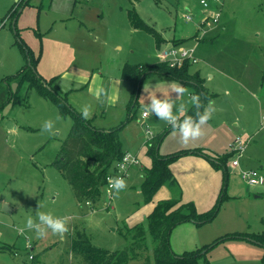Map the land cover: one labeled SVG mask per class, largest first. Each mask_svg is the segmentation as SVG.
I'll list each match as a JSON object with an SVG mask.
<instances>
[{
    "label": "rangeland",
    "instance_id": "obj_1",
    "mask_svg": "<svg viewBox=\"0 0 264 264\" xmlns=\"http://www.w3.org/2000/svg\"><path fill=\"white\" fill-rule=\"evenodd\" d=\"M219 1L221 16L218 25L213 26L200 21L213 13L215 4L209 1V7L204 9L199 0H30L32 5L17 9L24 10L19 18L25 15L24 20L33 23L30 27L36 28L37 24L36 30L46 31L40 33L42 40L45 35L66 34L68 44L75 46L76 58L82 61L77 60L78 63L94 71L113 73L119 63H157L160 49L175 42L194 49L197 62L190 65L189 72L197 73L215 108L203 126L204 134L184 144L178 131L166 122L151 113L142 118L144 87L148 93L160 95L158 92L166 90L169 82L176 81L155 73L145 75L131 118L119 132L124 148L135 153L141 165L125 177V190L117 195L103 187L100 197L89 200V205L76 201L71 186L54 165L73 123L72 116H62L53 102L29 86L26 79L5 81L7 75L15 74L25 63L7 15L17 1L9 6L11 10L0 15L4 19H0V34H8L5 49L13 50L12 57L16 54L21 58V62L18 57L19 62L6 70L0 67V264H81V257L71 253V242L82 234L94 246L109 251L123 249L131 237L127 228L144 222L152 203L165 195L191 203L198 213L208 211L216 203L223 183L222 169L208 159L205 160L210 171L203 168L196 173H184L182 180L176 179L178 192L163 184L150 201L144 200L140 191L142 172L151 164L146 142L159 133H163L157 150L160 155L195 144L210 156H230L226 161L227 187L215 217L200 225L184 223L169 237L177 234V240L187 238L203 246L225 234L256 235L264 231V182L249 185L241 177L243 170L258 168L255 150V158L264 163V126L260 125L264 112V0ZM131 13L159 36L175 38L173 43H163L161 38L158 46L154 31L137 26ZM186 13L191 14L190 21L185 20ZM33 28L29 35L20 31L28 44L33 42ZM38 40L36 35V46ZM62 77L56 78L60 79L57 85L61 91L68 83ZM183 85L188 91L177 100V106L184 103L187 111L193 106L190 96L200 91L190 83ZM128 88L131 95V84ZM9 92L11 97L7 101ZM127 98L130 99L128 94ZM66 101L70 103L68 98ZM128 102L122 106L121 118L105 124L106 129L123 122ZM111 110L115 109L106 108L105 114L110 116ZM100 113L99 108L95 114L91 112L92 126L99 127L92 121L101 117ZM46 119L55 121L51 134L41 131ZM145 125L151 135L145 132ZM236 136L246 142L238 157L240 172L230 165L234 157L231 144ZM247 137L253 142H247ZM4 204L10 211L2 209ZM37 211L68 216L70 231L61 237L49 230L45 237L38 238L34 231L25 228L27 218L35 220ZM146 258H152V244L137 250L131 261L142 263ZM205 258L207 263L201 258L199 264H264V247L255 239L228 238L211 247Z\"/></svg>",
    "mask_w": 264,
    "mask_h": 264
},
{
    "label": "trees",
    "instance_id": "obj_2",
    "mask_svg": "<svg viewBox=\"0 0 264 264\" xmlns=\"http://www.w3.org/2000/svg\"><path fill=\"white\" fill-rule=\"evenodd\" d=\"M24 1L17 0L16 6L7 15L9 17L15 16L17 9ZM29 2L30 0H27L24 6L28 5ZM131 18L137 26L145 27L151 32L154 31L143 21L136 20V16L133 13H131ZM16 24L17 20L14 24V31L17 37V45L25 63L15 74L6 76L5 81L8 83L11 78H18L20 81L26 79L29 82V86H33L41 95L53 102L62 116L66 114L72 116L73 123L61 144L54 165L71 186L77 202L97 200L101 195V189L104 187L106 175L124 155L125 151L123 150L119 132L121 127L131 118L132 110L137 103L136 97L139 85L145 75L155 73L178 80L183 84L190 83L195 89L200 91L204 105L209 101V96L204 90L197 73L190 74L189 68L192 63L189 61L183 62L181 66H170L164 62H157L147 66L126 63L123 65L121 78L128 81L132 87V94L127 106V115L123 122L116 127L110 129L95 128L90 120L83 119L81 114L70 106L64 95L58 93L54 78L46 80L37 72L36 64L40 53L38 52L37 55L33 53L31 48L21 38L20 30ZM153 34L157 45L160 46L162 43L161 36L155 31ZM180 43L175 42L174 44ZM9 94L11 93L9 92L8 96ZM10 97H7V101ZM195 111L192 106L186 111V114L195 117ZM162 134L154 135L146 142L147 153L151 156V164L149 167H144L142 172L140 191L144 200L146 202L150 201L156 190L163 184L178 192L179 186L169 169V165L180 156L196 153L208 159L214 166L222 169L223 183L216 203L208 211L198 213L191 203L181 202L179 198L160 199L148 213L144 222L136 223L127 228L131 236L129 238L130 241L127 246L120 250L109 251L94 246L82 234L77 240L71 242V253L73 256L81 257V264H199L201 258L207 263L206 252L215 244L228 238L255 239L264 247V231H262L256 235L248 233L225 234L214 239L209 244L181 253H176L172 250L169 236L173 228L184 222H193L196 225H200L215 217L227 187L228 172L226 161L230 156L227 154L210 156L199 148L182 149L160 155L157 150L163 137ZM151 244L152 258H146L142 263L131 261L137 250L149 248Z\"/></svg>",
    "mask_w": 264,
    "mask_h": 264
},
{
    "label": "crops",
    "instance_id": "obj_3",
    "mask_svg": "<svg viewBox=\"0 0 264 264\" xmlns=\"http://www.w3.org/2000/svg\"><path fill=\"white\" fill-rule=\"evenodd\" d=\"M15 1L17 0H0V15L6 10H11L13 7L9 9V6L11 7L15 3ZM29 5H32V4H29ZM15 6L16 5H14V7ZM24 16L22 17L20 16L21 18H19L18 16L17 27L19 28L20 31L25 30L24 34L26 33L29 35L31 34L30 30L33 28V27H30V25H32L33 23L25 21ZM12 17H10L11 21H12ZM0 19L2 22L4 21L3 18H0ZM3 25L4 24H2L1 27H3ZM199 26H202V25L199 24ZM33 29L35 32H37V33L33 32L34 35L32 34L33 36H31L33 39V42L31 41V43L28 44L25 41V37L21 36V38L31 48V50L33 51L35 55H37L38 52L40 53L38 62L36 64V70L46 80L50 78H54V84L56 85L57 90H59V86L57 85V80L59 81L60 79H56V78L62 77L63 75L62 77L63 81H66L68 83H67V87H63L62 91L61 89L59 91H61L62 95H64L66 99L68 98L70 100L69 101L70 106L74 110L79 112L80 114H81L82 109L85 107H87L90 110V112L94 114L99 108V111L102 113L101 117L96 118L92 121V122H95L99 126V127H95L98 129H106L105 124L112 122V120H114V118L116 117L121 118V112L123 111L122 106L126 104L127 100L130 101V99L127 98V94L129 98L131 97V95H129V88H128L130 87V83L121 78L122 68H123V65L126 63H119L117 66H115V70L113 71V73H103L100 70H97V71L91 70L90 67H85L84 65L78 63L77 60L79 59L76 58L75 46L72 47L70 44H68L69 38L67 37L66 34L58 35V37H55V35L54 37H50V36L46 37L45 35V37H43V40H42L41 38L42 35H40V33L44 32L45 30L44 31L36 30V29H39L37 24H36V28H33ZM20 35H21V32H20ZM36 35L39 38L38 43H37V46L39 44V47L35 45ZM161 38L163 39V43L164 42L173 43L172 40L175 39V38L166 39L164 37H161ZM7 40H8V34L6 32L5 33L3 32V34H0V67H2L4 70H6V68H9V66H11L12 64L16 65L17 62H19V59L21 62V58L17 56L16 54L15 56L12 57L13 50L5 49L7 45ZM180 44L184 45L182 42ZM79 61L82 62L81 60ZM163 77H166V76H163ZM127 82L129 83V86H127L128 85ZM101 89L104 90L103 94H100ZM208 96L210 95L208 94ZM262 104H264V102ZM111 107H113V109L115 110H111L112 114L108 116L107 114H105L106 108H111ZM125 108L127 109V107H124V109ZM126 115L127 113L125 114V117ZM263 115H264V112L261 114V119H260L261 126H264V121L262 120ZM91 117L92 116H90V119ZM246 139L248 142L251 140V137H247ZM251 141L253 142V140ZM192 148H197V147L194 144V145L184 147L183 149H192ZM123 150L125 152H129V153L136 155L135 153L124 148V146H123ZM256 151L257 150H255L253 153L254 160L257 161V164L258 163L260 164L258 168H254V169H258L260 173L261 172L263 173L261 169H264V163L259 162V159L255 158ZM248 158L249 157H247V159ZM205 159L206 158H203V156L199 154L188 153V154H185L184 156H181L179 159L175 160L174 162H172L169 165V169L171 173L173 174V176L175 177V179L179 181V180H182L181 178L184 173H188V174L196 173L197 170L199 169L203 170V168H206L207 171H210L208 168V163ZM139 161L141 163L140 159ZM184 165L186 166L185 168H187L186 170H184V167H183ZM136 168L137 166L131 167L128 175L132 173L131 170L134 171ZM233 168L236 169V171L240 172V163H238V166L233 167ZM250 168H253V167H250ZM262 175L264 176V173ZM139 177H141V175ZM169 197L170 196L165 195L163 199H167ZM152 204L153 205L151 208H153L155 203H152ZM184 223H190V222H184ZM184 223L177 225L175 228H173V230L179 229L180 227H182V224ZM176 237H177V234H175L174 238L169 237L170 246L172 250L176 253L190 251V250H194V249L201 247L194 240H189L187 238H181V240H177ZM193 245L195 246L192 247Z\"/></svg>",
    "mask_w": 264,
    "mask_h": 264
},
{
    "label": "clouds",
    "instance_id": "obj_4",
    "mask_svg": "<svg viewBox=\"0 0 264 264\" xmlns=\"http://www.w3.org/2000/svg\"><path fill=\"white\" fill-rule=\"evenodd\" d=\"M103 91L101 89L100 94H103ZM187 91V88L182 83L171 81L166 90L158 92L160 95L148 93L145 87L142 94L146 113H151L170 125L172 129L177 130L180 140L184 144L195 141L204 134L203 126L211 119L215 111L212 101H209L205 106L202 102L201 94H195L190 96V103L196 110L195 117L187 115L184 103H180L177 106V100H181ZM81 116L83 119H90V110L87 107L83 108ZM59 119L60 117L57 116L56 120ZM54 127L55 121L46 119L41 125V131L51 134ZM124 160L127 162L129 156L126 155ZM115 166L121 172H125L123 164L116 163ZM109 187L118 195L127 188V182L123 176L109 177ZM69 223L70 219L68 216H55L50 212L37 211L35 220L31 216L27 218L25 228L34 231L38 238L45 237L49 230L53 234L63 237L70 231Z\"/></svg>",
    "mask_w": 264,
    "mask_h": 264
},
{
    "label": "built area",
    "instance_id": "obj_5",
    "mask_svg": "<svg viewBox=\"0 0 264 264\" xmlns=\"http://www.w3.org/2000/svg\"><path fill=\"white\" fill-rule=\"evenodd\" d=\"M209 1L215 4L214 11L209 16L208 15L205 16L203 20L200 21V23L203 24L208 21L213 26V25H217L220 20V16H221V12L219 8L220 1L199 0V4L204 9H206L210 5ZM184 18L186 21H190L192 19L190 13H186L184 15ZM185 61H189L192 64L197 62V58L194 56L193 47H186L185 45H181V44H170L165 47H162L158 54V62H164L169 64L170 66H181ZM147 115L148 113H146V110L142 111L141 113L142 118L147 117ZM262 120L264 121V115L262 116ZM145 132L148 135H151V132L147 125H145ZM245 144L246 142L244 143L240 138V136H236V138L233 140L231 147L233 150L232 153L234 157H231L230 159V165L232 167L238 166V157L242 155ZM126 155L129 156V160L127 162H125L124 160ZM116 163L123 164L125 167V172H121L120 169L115 166ZM116 163L114 164V167L110 170V172L106 175L105 184H104L106 190H111L109 187V177L123 176L125 178L128 175L131 167L141 165L138 157L129 152H125L124 155L121 157V159L118 160ZM241 177L244 180H246L249 185H254V184L258 185L264 182V176L260 173L258 169H254V168L243 170L241 172ZM84 202L86 205H89L88 201H84ZM29 257L31 258V256Z\"/></svg>",
    "mask_w": 264,
    "mask_h": 264
},
{
    "label": "water",
    "instance_id": "obj_6",
    "mask_svg": "<svg viewBox=\"0 0 264 264\" xmlns=\"http://www.w3.org/2000/svg\"><path fill=\"white\" fill-rule=\"evenodd\" d=\"M27 0H25L24 1V3L22 4V8L24 7V4H25V2H26ZM22 8H20L19 10H18V12H17V14L14 16V18H13V20H12V22H11V24H12V30L14 31V24H15V22H16V20H17V18H18V16H19V14H20V12L22 11ZM15 32V31H14ZM136 96V95H135ZM2 209L4 210V211H10V209L7 207V205L6 204H4L3 206H2ZM209 247H211V246H209Z\"/></svg>",
    "mask_w": 264,
    "mask_h": 264
}]
</instances>
